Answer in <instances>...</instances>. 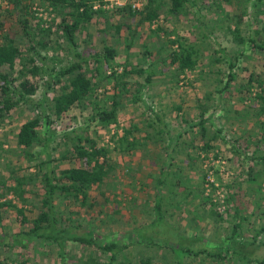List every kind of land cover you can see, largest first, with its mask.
I'll use <instances>...</instances> for the list:
<instances>
[{
    "label": "rangeland",
    "instance_id": "1",
    "mask_svg": "<svg viewBox=\"0 0 264 264\" xmlns=\"http://www.w3.org/2000/svg\"><path fill=\"white\" fill-rule=\"evenodd\" d=\"M94 3L96 14L80 25L73 48L61 28L64 18H75L69 5L0 0V45L13 42L22 51L15 67H0V75L12 80L6 94L0 80V108L8 98L18 102L9 112L0 109V242L5 245L0 264H246L228 253L236 225V240L259 264L264 260V112L257 96L264 88V0H187L173 13L172 0H160L161 15L153 22L140 14L148 0ZM180 45L197 51L195 68L181 72L171 63ZM107 48L116 51L114 58L95 61L93 56ZM75 53L88 58L82 71L99 104L116 109L115 123L93 119L91 105H78L60 119L36 106L42 100L51 105L67 92L73 76L59 77L53 69L59 73L77 62ZM35 65L42 69L31 73ZM24 81L36 87L29 103L18 101ZM36 118L42 119L41 138L23 148L18 133ZM86 136L108 149L111 170L88 190L86 204L82 197L55 194L58 227L81 226L103 242L129 248L111 262L100 248L73 241L63 250L39 239L27 247V241L6 246L31 229L43 210L46 153L58 174L83 167L73 146ZM158 193L166 221L185 237L199 238L188 244L194 252L208 250L226 259L185 251L183 239L179 246L159 239L149 246L136 238L134 231L155 219ZM257 231L262 233L255 240Z\"/></svg>",
    "mask_w": 264,
    "mask_h": 264
},
{
    "label": "trees",
    "instance_id": "2",
    "mask_svg": "<svg viewBox=\"0 0 264 264\" xmlns=\"http://www.w3.org/2000/svg\"><path fill=\"white\" fill-rule=\"evenodd\" d=\"M55 4H66L73 8L75 16L72 22L63 19L61 28L63 30L64 37L67 39L68 43L75 48L76 47V33L79 27L84 22H90L93 15L96 14L94 10V5L96 0H51ZM129 1V0H127ZM160 0H148L146 7L140 14L145 15L144 20L148 22H153L157 20L161 15L162 4L159 3ZM187 0H172V8L170 12H178ZM223 2H228L229 0H222ZM27 21L24 24L25 35L30 37L29 31L27 29ZM31 43V41H30ZM264 48V47H263ZM35 49V46L32 47ZM116 51L114 49H106L102 53H97L93 56L95 61H108L114 58ZM78 58L77 62H74L70 66L63 68L60 72L53 71L57 76H68L72 75L69 86H67V92H64L53 98L51 105L47 104L45 100L37 102L36 106L43 108L48 111L50 109V115L55 116L60 119L65 116L72 108L82 105H91L94 112L93 119H98L102 124L107 125L112 122L115 123L117 118L116 109L108 110L104 109L95 97V88L85 74L83 73V64L88 62V58L83 57L81 53H75ZM197 51L191 45H180V49L176 50L171 54V63L178 64L181 72L187 69H193L197 66L198 57ZM22 58V51L13 42L0 45V67L8 65L9 67H15L17 60ZM44 59H42L43 61ZM33 61V60H31ZM42 69L39 66H34L31 73H37ZM45 69V68H44ZM48 71V70H46ZM50 72L48 75H52ZM232 76V75H231ZM52 79V77H50ZM0 80L2 81V92L3 94L8 93L11 89L12 80L7 75H0ZM53 80V79H52ZM149 80V79H148ZM252 81V80H251ZM51 83H49V86ZM263 85V84H262ZM264 86V85H263ZM36 87L29 81H24L20 84V91L18 92L19 100L24 103H29V96L35 94ZM257 99L261 101L262 108L261 111L264 112V88L258 94ZM18 102H12L10 98L4 103L0 108L2 111L9 112ZM50 115H45L43 120L47 124L50 123ZM158 122L166 128L165 123L161 120V116L157 115ZM41 118H36L34 120L25 123L19 133H18V143L23 148H30L34 143L41 138L43 131V124ZM87 137V136H86ZM82 137L79 139L78 143L73 146V157L82 160L83 167H75L64 169L58 171L53 167L52 158L50 154L46 153L47 161L45 163L46 171L44 173V200H43V210L39 217L33 222V227L26 232H21L17 239L14 240L13 244H7L6 246H15L18 242L27 241L24 245L28 246L29 243L35 239L44 241L55 242L62 250L67 242H76L84 246H94L100 248L103 252L111 255V262L115 261L118 255L125 249L129 248V245L124 244L120 241H110L103 242L101 238L95 236L92 232L84 231L81 226H72L70 228H59L58 222L56 220V212L54 205V197L57 192L60 195L73 196L76 200L82 197L83 204L87 203L88 200V190L95 186L102 184L108 177L111 165L108 158V149L105 147H98L97 144L90 138ZM44 140V152L48 149V140ZM85 142L83 145L82 143ZM131 147L132 144H131ZM66 154L63 158L68 159ZM166 177L165 170L162 171V176L160 178V183H163ZM162 197L158 193L155 201V219L143 228L136 229L134 231L135 237L141 242L151 246L156 244V240H162L164 244L168 245V242L177 246L178 242L183 239L187 243L185 251L193 253L198 256L206 253L213 258L224 260L225 256L221 253H209L208 250L194 252L191 246L188 245L190 242L195 241L199 238L185 237L173 226H171L165 219L163 211ZM18 213L22 217V223L27 224L28 220L25 217L24 210L19 209ZM240 228L239 225L234 227L232 238V245L228 248L229 252L233 256L237 257L241 262L246 264H253L254 259L244 251V245L236 240L237 231ZM263 231V230H262ZM262 231L255 232V240L261 235ZM181 244V243H179ZM4 244L0 242V247ZM182 245V244H181ZM5 246V245H4ZM259 264H264V260L259 261ZM178 264H184L182 260H178Z\"/></svg>",
    "mask_w": 264,
    "mask_h": 264
}]
</instances>
